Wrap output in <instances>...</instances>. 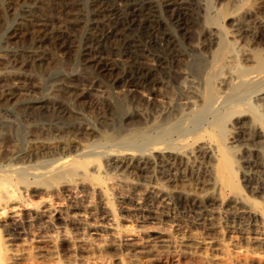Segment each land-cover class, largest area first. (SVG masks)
<instances>
[{
  "label": "rangeland",
  "instance_id": "obj_1",
  "mask_svg": "<svg viewBox=\"0 0 264 264\" xmlns=\"http://www.w3.org/2000/svg\"><path fill=\"white\" fill-rule=\"evenodd\" d=\"M14 1L3 0V3L5 2L4 6L10 4L11 7V2L16 3ZM95 1L18 0L16 14L11 8L4 14L0 5V144L5 142L10 145L11 142L12 145L18 143L26 147L39 140L49 141L63 137L78 141L82 147L80 143L85 145L96 139L90 140L88 135L84 134L88 128L113 129L118 124L124 128L145 127L156 121L171 124L179 118L182 111L193 114L200 110L201 100L195 90L201 89L202 80L191 68V64L201 55L210 58L217 48L216 40L205 33L207 30L202 21L206 11L205 0H191L194 2V8L185 15L187 19L183 24L178 20V16L175 17L178 15L176 12L172 15L163 7L169 3H166V0H101L99 4ZM212 1V12L222 6H229L232 10L242 5L241 12L244 13V22L249 29L234 30V17L238 15L236 11L224 17V23L231 31L228 37L234 39L242 50L240 63L247 65L248 56L257 52L264 54V0H253V3L252 0ZM154 5L162 8H154ZM30 11H33L32 14ZM33 16V20L29 19ZM21 20L29 21L30 24L22 23ZM49 22L51 25L55 24L52 25L53 29ZM43 30L51 32L48 35ZM109 31L113 33L109 35ZM95 58H102V62L98 64ZM112 59L114 62L119 61L117 63L120 66L117 65V68L113 69L105 66L106 61L112 64ZM220 92L226 95L229 88L222 87ZM186 94H191L200 105L186 104ZM123 98L126 100V106L123 111H119L117 104ZM232 116L235 117L231 118ZM232 116L228 119L229 122H226L230 134L228 143L235 148L233 157L239 181L246 191H250L252 187L258 188L262 176V173L256 170L255 157L247 152V149H253L256 145L250 143L247 130L241 127L243 118L238 114ZM209 121V117L204 118L201 127L205 128ZM210 131L202 130L200 133L204 135L194 139L191 137L187 144L188 150L187 145L182 148V161L178 160L174 164L176 166L173 165L171 169L162 165L152 149L149 154L150 165L147 163L143 170L130 168L122 170V173L118 170L115 175L123 182L122 187H119V194L126 196L117 197L115 193L110 195L118 214L128 212L127 208L136 207L140 203L148 208L147 211L151 210L150 213L154 212V223L151 218H146L145 223L148 225L168 226L184 223L201 227L214 221L213 224L216 222L215 225L228 231L232 226L239 224V220L226 207H222L217 214L212 213L217 203L214 202V205L208 198L214 191L209 188L210 185L201 187L197 181L201 177H208L215 162L214 151L204 145V138L212 135L209 134ZM12 132L19 133L18 136L25 141L20 143L19 137L11 139L9 135ZM173 138L178 139V135L174 134ZM107 146L109 148L111 144ZM101 158L102 164H110L115 157ZM187 169H192L193 173ZM191 182L195 183L192 188ZM185 183H189L188 186H185ZM160 184L161 187L164 185V191L168 189L167 194L158 191ZM147 186L154 188V192L150 194L146 189L144 191ZM177 188L192 191L193 194H196L198 189L200 196L204 197V203L198 206H183L177 199L171 200L169 193L177 192ZM165 254L154 256L153 259L129 262L122 260L123 262L115 264H197V257H189L183 253L179 255L176 252ZM27 258L22 262H38L35 256ZM204 263L208 262H201Z\"/></svg>",
  "mask_w": 264,
  "mask_h": 264
},
{
  "label": "bare ground",
  "instance_id": "obj_2",
  "mask_svg": "<svg viewBox=\"0 0 264 264\" xmlns=\"http://www.w3.org/2000/svg\"><path fill=\"white\" fill-rule=\"evenodd\" d=\"M14 2L17 3L18 0ZM95 2L99 4L101 0ZM167 2L169 3L163 7L172 15L176 12L178 15L175 17L178 16L181 24L187 19L185 15L194 8L191 0H166ZM4 3L0 0L4 14L8 12V8L16 14V3L11 2V7L10 4L4 6ZM155 7L162 8L159 5H154ZM212 8L213 1L205 0L206 11L202 21L207 30L205 33L216 40L217 48L210 58L201 55L191 64V68L202 80L201 89L195 90L201 100L199 111L193 114L182 111L179 118L171 124L156 121L145 127L124 128L118 124L113 129L88 128L84 134L90 140L96 139L85 145L80 143L82 147L78 141L62 136L49 141L39 140L26 147L18 143L12 145L11 142L10 145L5 142L0 144V264H25L22 261L29 256L36 257V264H115L122 260L141 261L175 252L197 257L199 264L205 261L207 264H264V54H252L247 57L249 63L242 65L239 61L242 50L234 39L228 37L231 31L224 23V17L236 11L238 15L234 17V30L249 29L244 22V13L241 12L242 5L232 10L229 6H222L213 12ZM29 19L33 20L34 16ZM52 25L51 28L55 26ZM112 33L113 31L109 35ZM51 35L54 36L55 33ZM95 59L98 64L102 62V58ZM110 62L112 64L106 61L105 66L113 69L119 65V61ZM222 87H228L229 93L222 95ZM190 95L186 96L185 103L196 106L199 102ZM124 99L118 101L119 111H123L126 106ZM234 114L243 118L241 127L247 130L250 143L256 145L253 149H247V152L255 157L256 170L263 176H260L258 188H249L250 191H246L239 181L233 157L235 148L228 143L230 134L226 122ZM207 117L210 118L209 124L202 128L201 123ZM233 117L235 116L231 118ZM200 129L205 132L212 130L209 132L211 136L203 138L204 145L214 151L215 162L208 177L205 175V178L201 177L197 181L201 187L210 185L209 188L214 191L208 198L217 203L212 213L217 214L222 207H226L239 220V224L234 222L236 225L228 231L215 225L216 222L213 224L214 221L200 225L202 229L184 223L148 225L146 218H151L154 223V212L147 211L148 208L140 204V200L138 206L127 208L128 212L121 211L118 214L110 195L115 193V196L123 197L125 194H119V187L123 182L115 173L118 170L122 173V170L130 168L143 170L151 161L149 154L152 149L162 165L171 169L178 160L182 161V148L189 144L190 138L204 135L200 133ZM18 134L12 132L9 137L17 139L20 136ZM174 134L178 135V139L174 140ZM18 139L20 143L24 140L20 137ZM109 144L111 147L107 148ZM101 156L115 158L110 164H102ZM178 182L177 186L180 185ZM186 183L185 186H188L190 182ZM194 184H191V188ZM157 188L163 192L165 187L160 184ZM145 189L149 193L154 192V188H144V191ZM177 189V192L169 193L171 200L177 199L183 206L204 203V197L200 196L198 189L196 194ZM167 191L164 192L167 194ZM147 212L152 216L147 215ZM198 259L194 258L197 264Z\"/></svg>",
  "mask_w": 264,
  "mask_h": 264
}]
</instances>
